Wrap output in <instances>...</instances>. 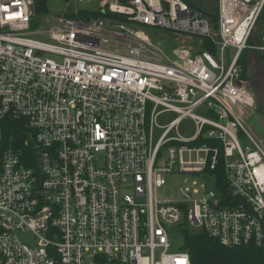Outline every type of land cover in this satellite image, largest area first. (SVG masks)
I'll list each match as a JSON object with an SVG mask.
<instances>
[{"label":"built area","instance_id":"2783aa9c","mask_svg":"<svg viewBox=\"0 0 264 264\" xmlns=\"http://www.w3.org/2000/svg\"><path fill=\"white\" fill-rule=\"evenodd\" d=\"M35 2L0 0V264H191L170 243L184 226L264 247V140L239 63L264 52V0H217L215 21L189 0H99L97 17ZM141 25L201 47L168 54ZM174 173L182 198L159 199Z\"/></svg>","mask_w":264,"mask_h":264},{"label":"rangeland","instance_id":"374dc122","mask_svg":"<svg viewBox=\"0 0 264 264\" xmlns=\"http://www.w3.org/2000/svg\"><path fill=\"white\" fill-rule=\"evenodd\" d=\"M197 5H205L207 4L209 7H216L217 0H190ZM49 3V11L51 13L56 14H65L70 11H82L85 9L87 11L97 10L100 6L99 0H90L89 3H81L80 0H70V4L67 3L66 0H48ZM140 31H142L148 38H150L154 43L159 44L166 50L168 54H173L174 49H177L179 46H193L195 50H199L201 47L198 43L199 40L194 37L190 33L178 34L172 29H165L158 26H140ZM205 48L210 46L213 48V42L208 39L205 40ZM251 43L255 44V38L251 39ZM260 52L258 50H253L251 48L247 49L244 53L245 59L243 60V64H241V59L239 61L243 75L242 77L251 85L254 93H255V104L251 112H249V120H251L253 127L255 129L260 128L259 136L264 140V62L261 60L262 58L258 55ZM45 56L47 58L62 61V57L57 54L46 53ZM197 113L201 114V111H197ZM175 115L171 114H163L158 120L159 124L155 125L153 142H157L158 138L164 131V126L168 125ZM186 122L182 123L179 127L180 132L186 135H191L194 133V129L190 125H185ZM244 142V140H243ZM166 184L160 187L157 190V196L159 199H179L182 198L181 186L185 184V180L190 176L174 173V174H164ZM193 232H199L200 230L196 228H190ZM21 238L24 242L32 245L35 243V235L31 232H21ZM170 243L174 248L181 247L184 244V234L175 230L171 233Z\"/></svg>","mask_w":264,"mask_h":264},{"label":"trees","instance_id":"16d2710c","mask_svg":"<svg viewBox=\"0 0 264 264\" xmlns=\"http://www.w3.org/2000/svg\"><path fill=\"white\" fill-rule=\"evenodd\" d=\"M66 1L67 3L70 2V0ZM35 4L38 14L49 12L50 10L48 0H36ZM203 6H205V13L215 21L218 17L217 13H215L216 7L211 8V6L209 7L207 4ZM101 14V10L97 12L87 11L85 9L78 11V16L80 17H97ZM65 16L75 17L76 14L70 11L65 13ZM206 48L213 51V48L210 46ZM245 52L246 50L242 53L241 64L244 62L243 60L246 56L244 55ZM258 55H260L262 58L261 60L264 62V52H260ZM217 171H219L222 177L221 168H218ZM220 186L221 190H223L221 183ZM182 230L184 234V249L189 253L191 264H264V247L261 248L254 244L228 247L212 238L206 231L193 232L187 226H184Z\"/></svg>","mask_w":264,"mask_h":264},{"label":"crops","instance_id":"0c3cea01","mask_svg":"<svg viewBox=\"0 0 264 264\" xmlns=\"http://www.w3.org/2000/svg\"><path fill=\"white\" fill-rule=\"evenodd\" d=\"M251 123H252V122H251ZM259 130H260V128H258V129L256 128V131H257L258 134H259V132H258Z\"/></svg>","mask_w":264,"mask_h":264}]
</instances>
